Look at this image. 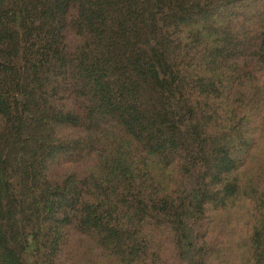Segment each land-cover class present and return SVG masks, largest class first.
Wrapping results in <instances>:
<instances>
[{
    "label": "trees",
    "instance_id": "obj_1",
    "mask_svg": "<svg viewBox=\"0 0 264 264\" xmlns=\"http://www.w3.org/2000/svg\"><path fill=\"white\" fill-rule=\"evenodd\" d=\"M0 264H264V0H0Z\"/></svg>",
    "mask_w": 264,
    "mask_h": 264
}]
</instances>
